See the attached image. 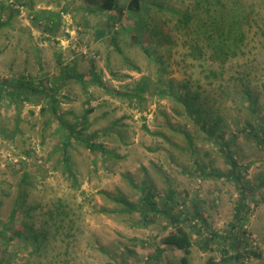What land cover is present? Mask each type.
<instances>
[{"label": "rangeland", "instance_id": "obj_1", "mask_svg": "<svg viewBox=\"0 0 264 264\" xmlns=\"http://www.w3.org/2000/svg\"><path fill=\"white\" fill-rule=\"evenodd\" d=\"M140 1L135 12L118 0L120 15L0 0V81L58 86L63 119L88 125L67 168L44 93H1L0 229L13 234L0 238L1 264H177L183 251L162 243L177 223L151 203L162 209L170 190L169 217L218 233L206 249L193 235L189 264H264V0ZM220 2L227 16L211 23ZM214 42L235 53L215 57Z\"/></svg>", "mask_w": 264, "mask_h": 264}, {"label": "trees", "instance_id": "obj_2", "mask_svg": "<svg viewBox=\"0 0 264 264\" xmlns=\"http://www.w3.org/2000/svg\"><path fill=\"white\" fill-rule=\"evenodd\" d=\"M85 3L89 4V5H94L96 8H98V10L101 11H117L120 15H122L123 11L125 8L120 7V5H118V0H83ZM197 4L199 7H203V9H207L210 10V5L211 3L209 2V0H197ZM221 2L218 4L219 8H217L215 11L219 10L221 12V15H217L214 18L210 17V21L211 23H218L219 21L222 22V20L225 19V16H227L226 14H222V9H223V4H221ZM127 8H129V10L132 11H139L141 9V1L140 0H130ZM184 12H182L183 14ZM200 23H207V21L204 22H200ZM182 24V23H181ZM185 24V23H183ZM238 31L239 33L237 34V36L242 39V32L239 29L235 28V25L230 24L229 23V34L232 35L234 32ZM100 34H103L104 32L101 31L99 32ZM214 47L216 48V51L219 53L217 55H215V57H218L219 55L222 57H225L229 54H234L235 51H229V49L226 46L221 47L220 43H216L214 42ZM215 52V50H214ZM73 67V66H71ZM70 68V67H69ZM74 68V67H73ZM4 80L0 81V95L2 92H5L7 95L10 96V98L17 96V97H21L25 100H29L31 102H37V94L38 93H44V95L47 97L48 102H50V104L47 106L48 107H41V112L44 114L46 110H51V112L53 113V117L54 119L58 120L59 122V128L57 129V131H63V134L66 135L65 140L61 143V150L63 151V158L65 161H67V168H70L71 166L69 165L70 162V152H69V146L71 144V139L72 137H74V134H77L80 132L81 129H87V124L85 125H81L79 131L75 128H73L72 126H69L67 124V122L63 119V114L60 112L59 106H58V101L56 99V94H57V90H58V86L57 87H48L47 83H45L43 80H41L40 82L37 83V85H35V82L31 81V79H29V77H23L21 80H14L12 81V87H9V82H3ZM3 82V83H2ZM139 90H144V87L142 85L139 86L138 88ZM188 98V97H187ZM91 112V111H90ZM88 111L84 114V118L87 119V115ZM206 125L208 126V132L209 134H214L215 133V125L212 122H208L207 120H205ZM46 124H53V120L52 119H48L46 121ZM204 124V123H203ZM87 125V126H86ZM207 128V127H206ZM67 139L69 141H67ZM96 145H91L92 148H94ZM233 166L235 168L236 163L233 161ZM233 178H235L236 180H239V174H234ZM132 184L134 185V187H137V184L134 181H131ZM146 191V190H145ZM175 193V191L170 190L168 193V196L165 198L164 200V207L162 209L159 208L158 202L153 200L151 201L152 205V211L155 213H163L168 219H170L171 223H177V226L175 229H173L172 231H170L169 233H167L163 239H162V243L168 246H173L176 247L177 249H180L181 251H183V255L180 259V262L177 264H189V260H190V253L192 250V246H193V235L195 236H202L204 238V240L206 241L201 247L206 249L207 247H205V245L211 244L210 242L212 241V239L214 237H216L218 235V233H216L217 231L212 230L211 228H209L208 226L202 225L200 222L195 221L193 222L191 225H189V229L187 230L184 226L179 224V217H169V210H170V206L171 203L174 201L173 198V194ZM149 194L153 195L152 191H149ZM110 196V195H109ZM22 197L23 195H20V202L22 201ZM119 201L124 202L127 205L128 208L130 209H136L135 207L129 206V203L125 202L123 199H119ZM18 202V203H20ZM168 214V215H167ZM13 216V215H12ZM14 217L11 218V221L13 220ZM16 229V228H14ZM17 231L15 232V234L17 235V237H24V233L18 229H16ZM13 234L8 235L7 232H5V230L0 229V238H6L8 240L7 237H11ZM237 236V235H236ZM234 236L233 237V233H230L229 237L232 241H234V243L238 240V237ZM232 247L231 245H228V247ZM227 254H228V250H227ZM2 263V261H0V264ZM207 264H216V262L209 260L207 261Z\"/></svg>", "mask_w": 264, "mask_h": 264}, {"label": "crops", "instance_id": "obj_3", "mask_svg": "<svg viewBox=\"0 0 264 264\" xmlns=\"http://www.w3.org/2000/svg\"><path fill=\"white\" fill-rule=\"evenodd\" d=\"M18 6H23L22 4H19ZM1 20H3V23H8L5 19H3V17L1 18ZM14 23H17V21H15ZM2 24V23H1ZM17 32H18V30H17ZM16 32V33H17ZM2 38H3V36H2ZM1 52V51H0ZM10 54V52H9V50H4V51H2L1 53H0V60H3V59H5L6 58V56H8ZM6 76H8V75H6ZM2 77V76H1ZM3 78V77H2Z\"/></svg>", "mask_w": 264, "mask_h": 264}, {"label": "built area", "instance_id": "obj_4", "mask_svg": "<svg viewBox=\"0 0 264 264\" xmlns=\"http://www.w3.org/2000/svg\"><path fill=\"white\" fill-rule=\"evenodd\" d=\"M249 262V257H245V263Z\"/></svg>", "mask_w": 264, "mask_h": 264}]
</instances>
